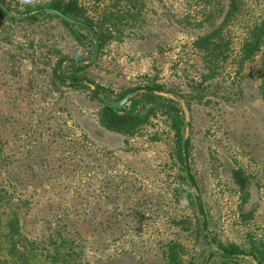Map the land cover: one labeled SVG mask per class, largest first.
Instances as JSON below:
<instances>
[{"label":"rangeland","instance_id":"374dc122","mask_svg":"<svg viewBox=\"0 0 264 264\" xmlns=\"http://www.w3.org/2000/svg\"><path fill=\"white\" fill-rule=\"evenodd\" d=\"M1 1L25 16L28 7L49 0ZM85 1L92 11L103 3ZM181 1H149L145 21L98 47L85 74L108 100L151 79L173 89L162 96L182 113L183 140L189 143L183 166L201 213L174 197L182 165L172 157L173 134L164 116H151L136 135L123 137L98 126L94 83L78 90L54 80L59 57L90 61V33L92 44L73 26L86 37L78 43L58 16L13 19L0 10V143L10 160L6 171L26 204L22 228L33 238L59 227L80 250L78 264H165L161 251L170 241L178 245L181 264H222L213 257L212 237L246 248L250 237L264 236L259 56L238 63L237 43L202 80L205 60L191 47L189 31L175 22ZM238 3L239 23L264 19V0ZM228 5L212 0L210 7L222 9L216 23ZM233 35L235 42L244 36L240 30ZM238 181H244L241 190ZM233 260L255 264L249 256Z\"/></svg>","mask_w":264,"mask_h":264},{"label":"trees","instance_id":"16d2710c","mask_svg":"<svg viewBox=\"0 0 264 264\" xmlns=\"http://www.w3.org/2000/svg\"><path fill=\"white\" fill-rule=\"evenodd\" d=\"M149 1L151 0H95L94 2L98 4L103 3L94 7L92 11L91 5L85 0H49L47 3L28 7L22 13L36 11L34 14H27V19H33L37 14L43 17L58 18L48 12V9L58 10L90 27L97 37L98 47L101 48L110 40L123 38L124 28H134L144 22V12ZM1 2L4 4L3 0ZM211 4L212 0H182V15L175 20L183 30L189 31L192 37L191 47L205 60L203 67L206 66L207 70L200 71L199 77L202 80L208 79L215 72L216 65L224 62L228 57L227 52L234 50L238 43L235 51L238 63L249 61L255 55L259 56L260 65L256 71L257 89L264 94V19L256 20V23L251 25L242 23V21L239 23L242 11L238 7V0H229L224 17L216 23L215 15L219 17V11L222 9L215 8L216 5L212 8ZM58 20L69 29L78 43H83L85 36L89 37L91 43V37L86 29L76 27L86 32L82 39V33L79 30L74 29L72 25L60 18ZM235 30H240L244 34L242 39H237V42L234 41ZM83 61L84 59L79 56L59 57L52 70V76H56L54 80H59L61 85H67L73 89H88L87 84L94 82L85 74L90 64L83 63ZM65 82L67 84H64ZM94 84L96 86L90 89L91 93L101 103L97 124L105 131L123 137H132L139 132L151 116L160 114L165 117L173 134L172 157L176 163L182 165L178 174L180 176L177 183L178 189L174 191V197L178 196L187 203L193 204L201 213V200L192 192L191 184L194 186V181L188 171L186 175L183 166V152L189 143L188 140H183L182 113L174 101L162 96L167 92L166 89H173L167 88L165 83L151 79L139 87L141 91L129 99L126 107L117 110L102 102L100 96L102 98L109 96L99 84ZM136 88L125 89L119 98ZM9 162L3 143H0V264H78L80 250L73 244L72 239L63 235L59 227L55 226L41 235L36 234L33 238L23 231L21 212L26 204L23 199L19 198L12 179L6 171ZM238 183L241 190L244 181H238ZM212 240L217 249L213 257L222 264H233V259L242 255L249 256L255 264H264V236L250 237L246 248L213 237ZM177 248L178 245L172 241L164 245L161 256L165 264L183 262L178 256Z\"/></svg>","mask_w":264,"mask_h":264},{"label":"water","instance_id":"95a60500","mask_svg":"<svg viewBox=\"0 0 264 264\" xmlns=\"http://www.w3.org/2000/svg\"><path fill=\"white\" fill-rule=\"evenodd\" d=\"M0 9L8 17H11L13 19H20V18H23V17H27V15L19 16V15H15V14L9 12L2 4H0ZM48 12L58 16L60 19H62L63 21L67 22L68 24H70L72 26H75V27L80 26V27H82V28L86 29L90 33V35L93 38V42H94V50H93V55H92L90 61L87 62V64H90L91 62H93V60H94V58H95V56L97 54L98 46H99L97 37L94 34L93 30L90 27H88L87 25H85L84 23H82V22H80V21H78V20H76V19H74V18H72L70 16L64 15L58 10L48 9ZM34 13H36V11H32V12H30L28 14L30 15V14H34ZM136 91H141V89L140 88L132 89L131 91H129L128 93H126L125 95H123L121 98H119L117 100H108V99L102 98L101 96H100V99L102 100L103 103L113 107L114 109L119 110V109H121L123 107L124 104H126L129 101L132 93H134Z\"/></svg>","mask_w":264,"mask_h":264}]
</instances>
